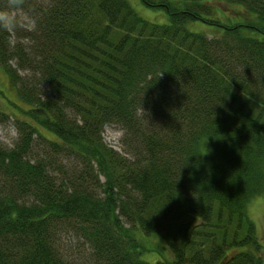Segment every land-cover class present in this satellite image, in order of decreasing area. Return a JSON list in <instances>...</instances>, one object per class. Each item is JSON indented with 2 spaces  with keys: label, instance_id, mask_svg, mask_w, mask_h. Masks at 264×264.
I'll use <instances>...</instances> for the list:
<instances>
[{
  "label": "trees",
  "instance_id": "trees-1",
  "mask_svg": "<svg viewBox=\"0 0 264 264\" xmlns=\"http://www.w3.org/2000/svg\"><path fill=\"white\" fill-rule=\"evenodd\" d=\"M141 2L169 24L128 0H27L26 43L0 33L20 100L19 140L0 148V264H73L59 238L74 223L94 264H264L248 214L264 194V0H216L232 17L213 0Z\"/></svg>",
  "mask_w": 264,
  "mask_h": 264
},
{
  "label": "rangeland",
  "instance_id": "rangeland-1",
  "mask_svg": "<svg viewBox=\"0 0 264 264\" xmlns=\"http://www.w3.org/2000/svg\"><path fill=\"white\" fill-rule=\"evenodd\" d=\"M131 6L136 10V12L143 17L145 20L155 23L166 25L169 24L170 19L168 14L159 9H152L145 6L141 0H128ZM41 3L47 4L49 0H40ZM213 5L220 10H223L225 14L229 16H233L232 10H229L226 4H219L216 0H213ZM208 28V27H207ZM203 25L200 24H191L189 25V29L192 31H205L207 30ZM13 66L17 67L16 61H13ZM31 72L27 71L22 74V76L30 78ZM8 81L6 76L4 75V71L0 68V111L4 114H0V148L4 149H12L15 144L18 142L20 134L18 130L17 123L14 118L16 116L10 109V103H20V100L17 97V93L14 88L8 86ZM42 90L46 91L47 88L43 87ZM103 137L105 143L115 149L116 151L125 154L127 151L123 132L119 130L114 125L108 124L104 127ZM47 153V149L43 145L37 144L35 147L34 155L37 158L44 157ZM67 162V161H66ZM65 162V165H66ZM73 162V160L71 161ZM68 168V165H67ZM60 177L63 178L64 174L60 173ZM103 182L104 179L102 178ZM248 214L250 219L255 223L258 233L259 239L264 247V194L258 198H256L250 205L248 209ZM75 226V223L71 225ZM69 227L66 232L61 233L59 238V248L62 255L73 264H94L93 251L90 245L87 243L85 239L82 237V233L77 230V228ZM60 231V230H59ZM59 231L57 232L56 237L59 235ZM148 244L152 247H155L159 244L160 240L158 238L147 239ZM156 255L153 253H149L145 256L147 260L156 259ZM167 257H169V253L167 252Z\"/></svg>",
  "mask_w": 264,
  "mask_h": 264
},
{
  "label": "clouds",
  "instance_id": "clouds-1",
  "mask_svg": "<svg viewBox=\"0 0 264 264\" xmlns=\"http://www.w3.org/2000/svg\"><path fill=\"white\" fill-rule=\"evenodd\" d=\"M37 24L32 10L27 7V0H0V33L8 37L11 45L26 43L23 34Z\"/></svg>",
  "mask_w": 264,
  "mask_h": 264
}]
</instances>
